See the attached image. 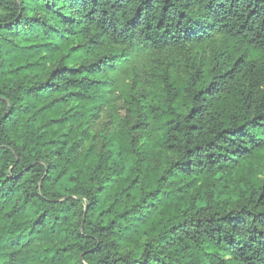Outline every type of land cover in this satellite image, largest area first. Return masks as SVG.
Wrapping results in <instances>:
<instances>
[{
	"label": "trees",
	"instance_id": "obj_1",
	"mask_svg": "<svg viewBox=\"0 0 264 264\" xmlns=\"http://www.w3.org/2000/svg\"><path fill=\"white\" fill-rule=\"evenodd\" d=\"M0 264H264V0H0Z\"/></svg>",
	"mask_w": 264,
	"mask_h": 264
},
{
	"label": "rangeland",
	"instance_id": "obj_2",
	"mask_svg": "<svg viewBox=\"0 0 264 264\" xmlns=\"http://www.w3.org/2000/svg\"><path fill=\"white\" fill-rule=\"evenodd\" d=\"M132 58V63H128L123 71L108 73V75L112 74L115 77L116 93H130L135 98H138V102L140 103L143 100L161 99V89L150 83L152 74L159 67L166 68L174 78L183 76V57L169 47H165L160 51H152L150 49L139 50L134 47ZM110 106V108L106 106L103 109L99 119L96 121V131L110 130L114 126L112 124L113 114L123 116L125 110L128 108L119 94H115ZM242 173L247 177H261L254 165L243 167Z\"/></svg>",
	"mask_w": 264,
	"mask_h": 264
}]
</instances>
